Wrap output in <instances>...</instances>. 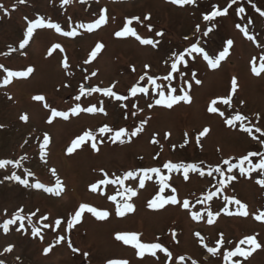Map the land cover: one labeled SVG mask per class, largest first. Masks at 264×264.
<instances>
[{
    "label": "rangeland",
    "instance_id": "1",
    "mask_svg": "<svg viewBox=\"0 0 264 264\" xmlns=\"http://www.w3.org/2000/svg\"><path fill=\"white\" fill-rule=\"evenodd\" d=\"M229 3L230 0H195L194 4L186 5L173 4L170 0H84L83 3L81 0H70V3L62 5L61 0H26L24 4L18 0H0V4L8 10L5 14L0 9V64L15 71L26 70L29 66L34 68L28 78H13L9 85L0 86V125H3L0 127V160H20L25 157L20 167L13 164L0 168V223L11 218L21 207L25 216L39 209L32 218V224L25 220L26 230H16L19 222L10 225L7 233L0 229V260L4 264H107L109 260L127 261L128 264H192L193 260L197 264H225L223 252L233 250L240 240L249 235H255L262 248L246 260L242 257L233 259H239L241 264H264V222L254 219L255 214L264 210V188L256 183L258 178H264V174L258 170L249 178L241 176L238 168H234L231 174L237 179L226 183L211 201L204 200L208 192L219 187L221 177L214 169L219 165L227 170L228 165L223 164L225 159L238 164L239 158L249 152L264 154V144L252 138L257 136L264 139L255 132L256 127L264 131V73L254 75L250 64L252 58L256 57L259 66V57L264 55V17L256 11V8L264 10V0H237L227 15L217 17L213 22L203 19V15L211 12L214 5L223 9ZM241 6L245 12L238 14L237 9ZM105 8L108 16L106 24L92 32L78 28L81 23L93 22L100 10ZM149 14L150 19L144 20ZM38 15L59 23L64 31L77 28L78 35L67 37L54 29H37L29 44L19 49V42L27 27L25 17L32 20ZM133 16L140 17V21H133L130 26L143 38L155 36L154 40H160L156 47L143 45L131 35H114L122 29L126 18ZM211 24H215L213 31L204 37L203 32ZM237 24L246 25L256 40L247 39L236 27ZM197 25L200 26L199 32ZM157 32H163L164 35L157 36ZM190 36L192 38H188ZM227 39L234 43L229 55L217 69H211L201 54L193 53L195 59L186 56L187 66L180 67V71L185 73L183 77L175 73L171 81L157 80L158 84L165 86L166 91L169 85L176 87L177 94L185 80L190 81V104L180 102L172 109L164 106L147 107L157 97L147 77L139 81L145 71L149 76L163 78L170 71L171 53H179L197 41L210 57L215 58ZM97 42L104 45L103 49L90 63H85ZM56 43L64 51L57 49L49 56L48 49ZM10 47L18 50L9 52ZM65 56L69 63L67 69L63 67ZM145 64L150 65V68L145 69ZM92 72H96V75L92 76ZM192 72L202 81L200 85L191 80ZM3 76V70L0 69V80ZM234 76L239 87L232 98V106L217 104L225 113L224 117L209 113L207 108L211 100L230 94ZM138 81L141 86L149 87L150 94L144 95V99L137 96L129 105L127 100L117 101L102 93H92L82 96L79 101L75 100L81 85L86 89L115 85L113 90L119 94ZM35 95H43L46 100L34 101L32 98ZM241 101L244 103L241 104ZM45 102L49 108L43 106ZM77 103L82 107L91 104L103 106L106 114L81 112L72 115L69 110ZM51 108L69 111V119L57 117L48 123ZM236 112L248 117L244 123L252 127L251 135L239 127V122L236 127L224 123L227 117ZM25 113L29 117L27 122L20 120V116ZM145 119L148 123L144 125L143 131L132 137L131 141L124 138L123 144L112 143L107 139L110 134L101 137L97 131L108 124L117 130L126 128L130 133ZM205 127L211 131L197 144L196 136ZM86 130H92L98 140H104L99 145L100 150L94 151L90 147L91 142H87L72 154H67L66 149L71 141ZM45 133L50 136L45 157L47 163L41 160L39 149ZM165 133L171 135L166 139ZM154 135L158 143L152 142ZM186 138L188 143L184 144ZM173 145H176L175 149ZM250 159L252 163H257L260 157ZM169 161L195 164L204 175H200L199 171H190L189 178L185 180L182 170L169 172L163 168V164ZM247 166L248 162H245ZM153 167H159L163 175L170 177L167 183L176 189L179 200H189L190 210L171 204L160 210L149 209L148 200L159 191L158 177L152 173L149 174L152 179L145 182L143 189L138 187V177L125 181V186L136 189L138 194L130 201L135 210L123 217L116 215V202L108 199L118 190L123 191L118 183L100 185L96 192L89 189L90 184L104 179L101 169L114 179L113 174L123 176L129 170ZM52 168L56 169L64 185L60 196L6 179L15 173L27 178L30 183L38 180L46 186H54L56 177L49 171ZM25 169L34 175L26 176ZM209 172L212 175H208ZM225 175H228L227 171ZM170 194L171 188L165 189L163 195ZM225 197H235L246 204L248 216L228 215L221 211L225 206L233 213L238 210L237 205L227 204ZM198 199L204 202L197 204ZM117 201L122 202V198L117 196ZM81 203L90 204L98 210H107L110 215L105 220H98L85 211L81 221L69 229L68 221ZM207 210L213 213L221 211L212 224L207 222ZM191 211H200L204 218L193 220ZM41 216H47L48 219L41 221ZM57 219L62 220L59 227L55 226ZM45 223L50 227L44 228ZM33 225L41 228L43 240L31 235ZM173 231L176 233L175 239ZM123 232L141 234V242L162 243L172 252L173 261H168L166 254L159 250L155 257L148 253L142 258L138 257L137 249L132 245H125L115 239L116 233ZM197 232L208 247H214L223 233L224 244L217 255L210 254L200 243L195 236ZM60 236L65 239L55 243ZM50 244L54 245L52 250L44 254L43 249ZM8 245H13V249L5 253L4 249ZM240 246L245 249L250 247L246 244ZM73 248L79 251L74 252ZM205 253H209L210 258L206 259ZM180 256L185 259L180 261Z\"/></svg>",
    "mask_w": 264,
    "mask_h": 264
},
{
    "label": "snow or ice",
    "instance_id": "2",
    "mask_svg": "<svg viewBox=\"0 0 264 264\" xmlns=\"http://www.w3.org/2000/svg\"><path fill=\"white\" fill-rule=\"evenodd\" d=\"M20 4L26 3V0H18ZM83 3L84 0H81ZM171 3L177 4V5H186V4H194L195 0H170ZM70 3V0H61V4L65 5ZM237 3V0H230V3L221 9L219 5H214L213 10L211 12L205 13L203 15V19L208 22H213L217 17L225 16L228 14L229 9ZM0 9H3L5 14H7L8 10L4 8L3 4H0ZM256 11L259 13L261 17H264V10H261L259 8H256ZM238 14H242L245 12L244 7H239L237 9ZM150 19V14L146 15L144 17V20H149ZM25 20L27 21V27L25 34L23 36V39L19 42V49H24L32 39L35 30L37 29H54L57 33H60L63 36L67 37H75L78 35V30L77 28H72L70 31H64L59 23L52 22L51 20H46L42 16H37L36 18L29 20L27 17H25ZM108 21V16H107V9H101L100 13L98 15V18L95 19L93 22L90 23H81L78 25L79 29H85L88 32H92L95 29L100 28L102 25L106 24ZM133 21H140V17H130L126 18L125 23L122 27L121 30L116 31L114 35L116 37H127L129 35L135 37L141 44L143 45H152L153 47H156L160 42L153 40V39H146L138 35V33L135 31L133 27L130 25L133 23ZM251 23V21H249ZM215 27V24H211L203 32V36L207 37L209 33L213 31V28ZM236 27L243 33V35L251 40L255 41L256 37L254 35H251L249 33V30L247 26H242L240 24H237ZM197 31H200V26H196ZM149 30H151V26L149 25ZM157 36H163V32H157ZM187 39V37H185ZM233 40L227 39L224 42V46L221 51L218 52V55L215 56V58L210 57L207 51L199 45V41L196 43H192L189 47H186L183 51L177 53L173 51L171 53L172 57V62L170 64V71L166 76L163 78L160 77H155V76H149L148 72L145 71L143 75L139 77V81H144L145 78L147 77V82L153 86V91L156 95L157 98L154 99L152 103H149L147 107L149 109L153 108L154 106H164L168 109H172L174 105H177L180 102L188 103L190 104L192 102V96L190 95V90L192 87V83L188 80H185L184 85L180 87L179 89V94H177L178 89L176 87L168 86L167 91L165 89V86L162 84H158L157 80L158 79H163L164 81H171L173 80L174 74L179 73L181 77L185 75V73L180 71L181 65L187 66L188 60H186V56L190 57L192 59H195L193 56V53L196 54H201L203 59L207 62L208 66L211 69H217L220 66L221 61L225 60L226 57L229 55L230 48L233 45ZM104 45L100 42H97L95 44V47L92 49L90 52L87 60L85 63H90L96 56L97 54L103 49ZM59 49L60 51H64L62 46L59 43L53 44L49 49H48V55L51 56L55 50ZM18 49L16 48H11L9 49V52H15ZM8 53H5L7 55ZM24 54V53H21ZM260 63L259 66H257V58L253 57L252 60L250 61L251 64V72L256 75L260 76L262 73H264V55L259 57ZM165 63H168V61H165ZM63 67L67 69L69 67L68 59L65 56L63 60ZM145 69H149L150 65L145 64L144 65ZM0 69L3 70L4 76L3 79L0 80V86H7L9 85L13 78H28L31 73L34 72V68L29 66L26 68V70H21V71H15L11 70L9 68H5L4 65L0 64ZM133 71H135V68H132ZM92 76L96 75V72L91 73ZM191 80L195 82V84L200 85L202 81L197 78V74L195 72L191 73ZM139 81L136 84H133L130 89H129V94L132 97L137 96L138 94H144V95H149L150 90L149 87L147 86H141ZM66 87L68 85H65ZM115 85L110 86V87H92L90 89H86L83 85L80 86L79 88V95L75 97L76 101H79L82 96L85 95H91L92 93H102L106 97H111L114 98L117 101H125L128 99V96H123L118 94L113 90ZM238 81L237 78L234 76L231 79V91L230 94L226 97H217L213 100H211L207 111L209 113H218L221 117L225 116V113L221 111L218 107V103H223L224 105H227L228 107L232 106V98L235 95V93L238 90ZM9 99L11 97L9 96ZM34 101H45L46 98L43 95H35L32 98ZM102 103V102H101ZM244 101H241V104H243ZM45 108H49L50 106L45 102L43 105ZM72 115H79L81 112H86V113H105V109L103 106L97 107L95 104H91L90 106L87 107H82L81 104L77 103L74 107H72L70 110ZM69 111H60L55 108H51L50 112L51 115L48 118V123H51L54 118L61 117L65 120L69 119ZM140 111H143V109H140ZM106 114V113H105ZM135 115V113H133ZM257 118H259V114H257ZM29 119L27 113L22 114L20 116V120L27 122ZM248 120V117L240 112H236L235 114L231 115L230 117H227L224 120V123L227 126L230 127H236L237 122H239V127L246 133H249L250 135L252 134V127L246 126L245 121ZM148 123V120H142L140 123V126L136 127L133 131L129 133V131L126 128H119L113 129L110 127L108 124H104L103 126L99 127L97 130L98 133L100 134L101 137L104 136V134H110L107 136V139H109L112 143L119 142L121 144L125 143V139L127 138L128 141H131L132 137H136L139 133H141L144 129V125ZM0 127H3V125H0ZM211 131L210 128L205 127L203 128L202 131H200L197 136H196V143L199 144L201 138L205 137L209 132ZM255 132L260 133L261 137H264V131H262L259 127L255 128ZM171 134L170 133H165V138L167 139ZM187 133H185V137H187ZM253 139H258L260 140L261 144H264V139H260V137L253 136ZM87 142L90 143L91 149L94 151H99V145L104 143L103 139H97V135L95 132L92 130H86L84 131L81 135L76 136L72 141L70 146L67 147L66 152L67 154H72L75 150L81 148L82 145H84ZM153 143H158L159 141L156 139L155 135L153 136L152 139ZM188 140L187 138L184 141V144H187ZM50 144V136L45 133L43 135L42 142L39 144V149H40V158L44 163H47L45 157L47 155V147ZM173 149H175L176 145L172 146ZM183 147V145H181ZM254 157H260L259 161L257 163H252L250 158ZM25 159V157H21L20 160H9V159H3L0 160V168H4L7 165H15L16 167L21 166V160ZM245 162H248V166L245 167ZM224 165H228L227 170L224 168L220 167L219 165L214 169L216 173L220 174V180H219V187L215 191H210L207 193V195L204 197L205 201H211L213 197L217 195L218 192L224 189L226 183H230L234 180L237 179L235 175H232V170L234 168H238L239 174L241 176H248L249 178L251 177L253 172L260 171L262 174H264V154L259 153V152H249L248 154L242 156L239 158L238 164H233L229 160L225 159L223 161ZM163 168L167 169L169 172L172 170H177L183 171V177L185 180L189 178V172H196L199 171L200 175H204L203 171H200L198 169V166L195 164H176L171 161L166 162L163 164ZM52 174L53 177H56L55 179V185L54 186H46L45 184L41 183L40 181H36L35 183H30L27 178H22L21 175H17L13 173L11 176L6 177L8 180H15L18 181L21 185L25 187H32L38 190H44L48 193L54 194L56 196H60L61 193L64 191V185L60 178L57 176V172L55 168H52L49 170ZM101 173L104 176V179L98 180L92 184H90L89 189L92 192H96L99 188L100 185H108V184H119L123 191H117L115 195H110L108 196V199L110 201L116 202V208L115 212L116 215L119 217L125 216L127 213H131L135 210L134 204L131 203L130 201L132 200L133 197L137 196L138 192L136 189L130 187V186H125V181L132 179L135 180L139 179L138 187L140 189H143L145 187V182L147 180H151L152 176L149 175L150 173L155 174L156 177H158L159 181V191L147 202V207L152 210H160L163 209L166 205H177L182 207L185 210H190V202L188 199H184L183 201L179 200L176 195V189L172 188L167 181L169 180V176L163 175L161 173V169L159 167H153V168H142L137 171L129 170L123 173V176H113L115 177L114 179L109 177V174L105 172L103 169L100 170ZM227 171L228 175H225V172ZM26 176L31 177L34 174L25 169ZM208 175H212V172H209ZM256 183L264 188V178H258L256 180ZM171 188V193L170 195H163L165 192V189ZM117 196L122 198L121 201H117ZM226 203L227 204H234L238 206V210L233 213L230 211L227 206H225L221 211L227 213L228 215H240V216H248V211H247V205L242 203L239 199H236L235 197H225ZM204 201L197 200V204H201ZM87 211L88 213H91L96 219L98 220H105L109 217L110 213L107 210H98L96 207L87 204V203H81L78 208L75 210L74 214L72 215L71 219L68 221L67 227L71 229L75 224H78L81 219H82V213ZM221 211H217L213 213L211 210H207V222L209 224L214 223V218L219 217L221 214ZM7 210H5V213ZM39 212V209H37L34 212L29 213L27 216L23 214V208L17 209L11 216V218L5 219L2 223H0V229L4 231V233H7L9 231L10 225H16L17 222H19V226L17 227V231L21 230H26L25 229V220L29 224H32V218L37 215ZM191 218L195 221H200L204 218L203 214L200 211H191ZM41 221H46L48 219L47 216H41L39 218ZM254 219L257 221L264 222V210H260L258 214L254 215ZM62 223L61 219H57L55 221V226L59 227ZM44 228H49L50 225L45 223L43 225ZM31 235L33 237L39 236L41 240H43V236L41 235V228L36 227L33 225L31 229ZM140 235L139 233L136 232H123V233H116L115 239L118 241H122L125 245H132L135 249H137V256L138 257H144L146 253L151 254L152 256L157 255V250L163 252L166 254V257L168 261L172 262L173 261V254L172 252L165 247L162 243L159 242H151V243H145L141 242L140 240ZM173 239L176 237L175 231L172 232ZM195 236H197L200 240V243L207 249V251L212 254L213 256L217 255L218 252L220 251L222 245L224 244V236L223 233L219 235V239L216 240L215 246L214 247H208L207 244L204 243V239L201 236L199 232L195 233ZM65 237L60 236L56 239L55 243H60L62 240H64ZM178 243V241H176ZM229 243H231L229 241ZM246 244L249 245L250 247L245 249L242 248L240 245ZM54 245H49L48 247L43 249L44 254H48ZM69 247H71V243H69ZM262 245L257 241V238L255 235H249L244 237L240 242L235 246L233 250H225L223 252V259L225 261V264H241V261L239 259H233L234 257H242L245 260L250 257L257 249H261ZM13 249V245H8L5 249L4 252L8 253L11 252ZM73 251H79L78 249L73 248ZM87 255V253H85ZM19 259V258H17ZM180 261H183L185 258L183 256L178 257ZM0 264H4L3 260H0ZM107 264H128L127 261H115V260H109L107 261ZM192 264H197L195 260L192 261Z\"/></svg>",
    "mask_w": 264,
    "mask_h": 264
}]
</instances>
